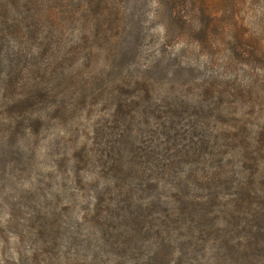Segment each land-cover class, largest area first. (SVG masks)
Returning <instances> with one entry per match:
<instances>
[{
  "label": "trees",
  "instance_id": "obj_1",
  "mask_svg": "<svg viewBox=\"0 0 264 264\" xmlns=\"http://www.w3.org/2000/svg\"><path fill=\"white\" fill-rule=\"evenodd\" d=\"M16 2L6 17L13 44L4 51L0 43V92L14 104L36 108L51 95L58 67L72 56L47 37L49 27L57 26L56 15L45 11L54 0ZM245 2H180L186 11L183 57L176 56L172 72L185 67L202 73L184 99L155 92L149 74L160 67L167 45L152 38L142 44L134 24L133 39L123 48L134 68L119 79L129 90L110 93L119 118L97 133L94 144L103 148L91 153V161L104 167L96 174L101 190L76 214L69 249L55 240L48 255L63 260L61 250L71 253L64 260L72 264H85L82 257L101 258L102 264H206L203 257L217 264H264V43L238 16ZM68 10L59 9L61 20L75 16ZM135 15L130 13L134 22ZM169 17L182 20L179 9ZM195 50L204 51L205 60L192 58ZM23 114H9V136L15 137ZM28 119L42 117L36 110ZM23 129L32 133L29 124ZM91 181L95 189L98 179ZM55 211L47 206L36 225L44 240L54 231Z\"/></svg>",
  "mask_w": 264,
  "mask_h": 264
},
{
  "label": "rangeland",
  "instance_id": "obj_2",
  "mask_svg": "<svg viewBox=\"0 0 264 264\" xmlns=\"http://www.w3.org/2000/svg\"><path fill=\"white\" fill-rule=\"evenodd\" d=\"M135 1L54 0L50 10L45 8V11L52 12L53 19L56 15L57 26L49 27L52 34L47 37L59 51H70L72 58L58 67V77L50 81L51 95L35 108L26 103L14 104L11 96L0 92V264H72L64 260L66 256L72 257L71 253L63 254V251L70 247V229L79 209L85 206L90 194L101 190V178L97 175L104 167L94 159L91 161V153L103 148L94 144L97 133L107 132L117 124L114 118H119L118 106L110 93L125 94L129 90L119 85V79L122 72L134 68V58L123 48L132 41L137 21L142 44L152 38L167 45L160 67L149 74L157 94L184 99L190 92V82L202 76L201 70H185V67L180 73L172 72L176 56L183 57L180 48H184L186 11L180 2L184 0ZM17 3L0 0V29L4 34L0 43L4 51L13 44L6 17ZM1 6L8 10L5 12ZM29 7L31 12H41L39 6ZM60 8L69 9L71 15L74 10L76 14L61 20ZM178 9L182 20L176 22L169 17V11ZM134 10L135 22L130 17ZM237 13L246 28L253 30L264 43V26H257L260 15L264 19L260 0H246ZM260 24L264 25V20ZM204 53L195 50L192 58L203 61ZM61 74L71 77L59 80ZM54 103L59 104L57 108L51 107ZM36 110L42 119L29 121L28 116ZM22 112L25 114L20 117L22 125L15 129V137L9 136L5 132L9 114ZM24 124L31 126V134H25ZM92 179H98L95 189ZM47 206L56 208L51 215L55 227L44 240L36 225L42 214H46ZM55 240L63 244L60 251L63 260L58 253L48 255L54 251ZM82 259L85 264L103 263L101 258ZM203 260L206 264H217L215 258L203 257Z\"/></svg>",
  "mask_w": 264,
  "mask_h": 264
}]
</instances>
